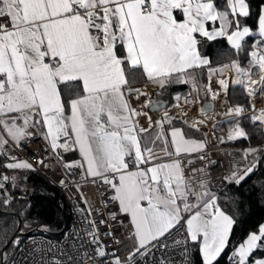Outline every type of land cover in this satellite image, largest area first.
I'll list each match as a JSON object with an SVG mask.
<instances>
[{
    "label": "snow or ice",
    "instance_id": "6c2138e0",
    "mask_svg": "<svg viewBox=\"0 0 264 264\" xmlns=\"http://www.w3.org/2000/svg\"><path fill=\"white\" fill-rule=\"evenodd\" d=\"M37 172L68 243L28 246ZM257 173L264 0H0V264H264Z\"/></svg>",
    "mask_w": 264,
    "mask_h": 264
},
{
    "label": "trees",
    "instance_id": "16d2710c",
    "mask_svg": "<svg viewBox=\"0 0 264 264\" xmlns=\"http://www.w3.org/2000/svg\"><path fill=\"white\" fill-rule=\"evenodd\" d=\"M261 179H264V177L257 173L246 185V188H250L253 183H257ZM27 185L29 189L27 199L32 205L29 219L35 218L39 224L47 225L48 230L41 231L39 230V225L33 223L30 228L25 230V235L30 232L40 231L49 237L58 236L64 226L61 193L40 175L34 173L31 174ZM20 207L21 205L17 204V209ZM245 216L248 218L249 224L255 223L261 217H264V206L257 201H253L251 208L245 210Z\"/></svg>",
    "mask_w": 264,
    "mask_h": 264
},
{
    "label": "built area",
    "instance_id": "2783aa9c",
    "mask_svg": "<svg viewBox=\"0 0 264 264\" xmlns=\"http://www.w3.org/2000/svg\"><path fill=\"white\" fill-rule=\"evenodd\" d=\"M213 151H215V149ZM34 174L40 175L51 186L56 188L61 193L65 202V208L68 213V218L67 221L64 223L61 232L56 237H49L40 231L27 233L25 237L28 240V246H31L32 241H35L36 243L50 242L53 244V246H55L58 242L68 243L69 241L67 240V234L75 233L78 229L81 228L82 225V216L79 214L77 210L76 199L72 193L68 192L67 190H65L64 187H62L61 185H59V183H57L60 176L59 173L53 174L52 172H48L47 174H45L43 172H37ZM86 191H87V195L90 198H93L92 192L90 190H86Z\"/></svg>",
    "mask_w": 264,
    "mask_h": 264
},
{
    "label": "water",
    "instance_id": "95a60500",
    "mask_svg": "<svg viewBox=\"0 0 264 264\" xmlns=\"http://www.w3.org/2000/svg\"><path fill=\"white\" fill-rule=\"evenodd\" d=\"M61 198H62V215H63V219H64V223H65L67 221V218H68V213H67L66 208H65L64 199L62 196H61Z\"/></svg>",
    "mask_w": 264,
    "mask_h": 264
},
{
    "label": "bare ground",
    "instance_id": "6f19581e",
    "mask_svg": "<svg viewBox=\"0 0 264 264\" xmlns=\"http://www.w3.org/2000/svg\"><path fill=\"white\" fill-rule=\"evenodd\" d=\"M216 151V150H215Z\"/></svg>",
    "mask_w": 264,
    "mask_h": 264
}]
</instances>
